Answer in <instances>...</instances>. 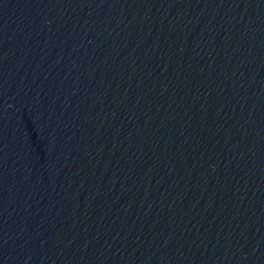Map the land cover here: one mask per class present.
Segmentation results:
<instances>
[{"label": "water", "instance_id": "obj_1", "mask_svg": "<svg viewBox=\"0 0 264 264\" xmlns=\"http://www.w3.org/2000/svg\"><path fill=\"white\" fill-rule=\"evenodd\" d=\"M0 264H264V0H0Z\"/></svg>", "mask_w": 264, "mask_h": 264}]
</instances>
